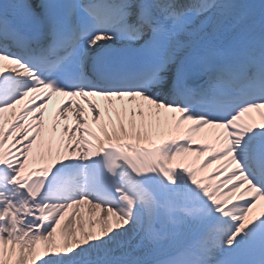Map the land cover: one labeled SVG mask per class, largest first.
<instances>
[{
  "label": "snow or ice",
  "instance_id": "6c2138e0",
  "mask_svg": "<svg viewBox=\"0 0 264 264\" xmlns=\"http://www.w3.org/2000/svg\"><path fill=\"white\" fill-rule=\"evenodd\" d=\"M0 264H264V0H0Z\"/></svg>",
  "mask_w": 264,
  "mask_h": 264
}]
</instances>
